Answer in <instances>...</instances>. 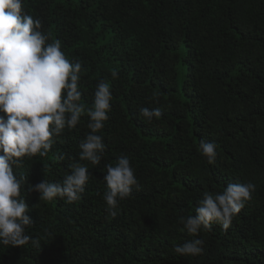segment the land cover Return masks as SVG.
<instances>
[{"label": "trees", "instance_id": "1", "mask_svg": "<svg viewBox=\"0 0 264 264\" xmlns=\"http://www.w3.org/2000/svg\"><path fill=\"white\" fill-rule=\"evenodd\" d=\"M24 11L79 61L82 102L99 80L111 84L109 119L98 133L106 150L73 203L38 200L28 182H62L79 160L87 117L54 137L44 157L14 165L34 223L22 246L0 244V264H264V0H23ZM118 77L112 79L111 71ZM141 107H159L151 122ZM216 144L215 163L200 151ZM127 156L139 188L115 218L103 199L105 164ZM255 185L227 230L197 237L180 217L193 215L204 191ZM202 239L181 257L176 245Z\"/></svg>", "mask_w": 264, "mask_h": 264}, {"label": "clouds", "instance_id": "2", "mask_svg": "<svg viewBox=\"0 0 264 264\" xmlns=\"http://www.w3.org/2000/svg\"><path fill=\"white\" fill-rule=\"evenodd\" d=\"M41 20L24 11L23 0H0V244L22 246L31 237L26 229L34 221L29 205L21 195L23 177L14 173L24 157H44L51 150L54 137L75 129L87 117L90 130L79 145V160L62 182L46 179L32 184L27 191L38 193V200L66 199L73 204L82 198L90 180L88 164L99 166L106 145L98 134L109 119L112 108L111 84L98 81L91 106L82 102L80 88L82 65L70 61L59 39L50 41ZM112 79L118 77L111 71ZM139 114L148 122L162 115L159 107H141ZM200 151L209 164L215 163L216 144L201 141ZM103 180L107 191L103 199L110 216L116 217L121 201L139 188L127 156L115 165L105 164ZM251 182L230 183L223 191H204L194 214L180 217L184 230L197 237L202 230L217 223L227 230L233 217L252 199ZM203 240L196 238L174 247L181 257H194L204 251Z\"/></svg>", "mask_w": 264, "mask_h": 264}]
</instances>
